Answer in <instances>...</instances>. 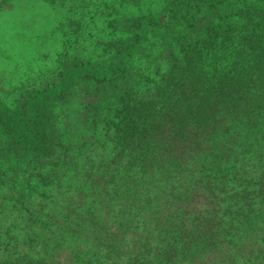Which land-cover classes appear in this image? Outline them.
Returning <instances> with one entry per match:
<instances>
[{"label": "trees", "instance_id": "trees-1", "mask_svg": "<svg viewBox=\"0 0 264 264\" xmlns=\"http://www.w3.org/2000/svg\"><path fill=\"white\" fill-rule=\"evenodd\" d=\"M240 18L156 77L142 64L148 86L133 44L113 68L101 50L32 76L16 110L0 101V178L26 189L0 193V264H264V6ZM74 101L102 154L71 145Z\"/></svg>", "mask_w": 264, "mask_h": 264}, {"label": "rangeland", "instance_id": "rangeland-1", "mask_svg": "<svg viewBox=\"0 0 264 264\" xmlns=\"http://www.w3.org/2000/svg\"><path fill=\"white\" fill-rule=\"evenodd\" d=\"M249 2L264 6V0H0V101L16 110L33 93L32 76L47 78L60 62H85L101 50L103 67L115 65L133 44L138 50L131 58L133 79L138 77L143 87L142 64L147 67L144 74L156 77L157 66L176 64L184 48L207 39L217 23L240 21V11ZM164 72L168 70L158 74ZM78 105L71 102L59 113L72 130L70 143L88 144L89 151L81 152L102 154L96 146L104 138L81 125ZM62 172L49 173L53 184ZM2 184L0 178V193L9 197H21L26 190L16 181Z\"/></svg>", "mask_w": 264, "mask_h": 264}]
</instances>
